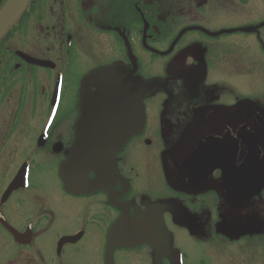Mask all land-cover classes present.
I'll list each match as a JSON object with an SVG mask.
<instances>
[{"label": "flooded vegetation", "instance_id": "af4514ba", "mask_svg": "<svg viewBox=\"0 0 264 264\" xmlns=\"http://www.w3.org/2000/svg\"><path fill=\"white\" fill-rule=\"evenodd\" d=\"M225 2L31 0L0 41V264H189L178 231L208 250L232 205L188 161L228 134L240 165L245 127L264 163V113L219 80L230 40L264 52V0H232L233 24Z\"/></svg>", "mask_w": 264, "mask_h": 264}, {"label": "rangeland", "instance_id": "374dc122", "mask_svg": "<svg viewBox=\"0 0 264 264\" xmlns=\"http://www.w3.org/2000/svg\"><path fill=\"white\" fill-rule=\"evenodd\" d=\"M224 4L227 13L231 12L225 24H233L236 20H245L250 16L246 10L242 14L235 12L232 0ZM253 43V38L244 40L240 37L238 41L230 40L225 44L230 53L222 67L227 70H224L219 80H229L242 102H248L250 97H254L257 110L264 113V52L253 48ZM6 107L3 109L5 112ZM225 205L210 225L213 232L209 233L208 240L213 243L208 250L205 252L194 237L178 231L176 241L181 245H176L177 257L182 253L181 250H185L189 264L197 263L203 256L208 258L210 264H264V193L246 207ZM207 209L209 211V204ZM215 235L216 238L213 237Z\"/></svg>", "mask_w": 264, "mask_h": 264}, {"label": "water", "instance_id": "95a60500", "mask_svg": "<svg viewBox=\"0 0 264 264\" xmlns=\"http://www.w3.org/2000/svg\"><path fill=\"white\" fill-rule=\"evenodd\" d=\"M30 2L31 0H17L11 10L0 20V41L23 16ZM253 137L254 135L245 127L241 128L240 138L248 148V156L240 165L236 162L237 149L233 152L230 149H223L226 148V144H230V136L224 139L209 138L188 161L187 169L191 173V179L194 180L193 185H198L200 180L209 177L212 171L219 169L222 171V184L227 201L232 206L241 208L252 198L258 197L264 190V163L260 158L258 142L253 141ZM85 148H88V145ZM210 150H214L215 153L209 155ZM83 156H85L84 152L63 168V178L70 187L81 182L91 168L86 165L88 163Z\"/></svg>", "mask_w": 264, "mask_h": 264}, {"label": "bare ground", "instance_id": "6f19581e", "mask_svg": "<svg viewBox=\"0 0 264 264\" xmlns=\"http://www.w3.org/2000/svg\"><path fill=\"white\" fill-rule=\"evenodd\" d=\"M16 1L17 0H11L9 3H8V5L6 6V8L4 9V10H2L1 12H0V20L11 10V8L15 5V3H16ZM261 119V118H260ZM261 123H262V127H264V121L261 119ZM225 138H228V134L227 135H225ZM226 146V148H223V149H227V150H229L230 149V144L228 145V144H226L225 145ZM222 149V148H221ZM220 149V150H221ZM212 153H215V151L214 150H210V154L209 155H211ZM89 153H87V156H83V159H86V161H87V163L90 161V158H89ZM227 198V197H226ZM250 202L251 201H249V202H247V203H245L244 204V207H246L247 205H249L250 204ZM213 232V231H212Z\"/></svg>", "mask_w": 264, "mask_h": 264}, {"label": "trees", "instance_id": "16d2710c", "mask_svg": "<svg viewBox=\"0 0 264 264\" xmlns=\"http://www.w3.org/2000/svg\"><path fill=\"white\" fill-rule=\"evenodd\" d=\"M1 8V7H0Z\"/></svg>", "mask_w": 264, "mask_h": 264}]
</instances>
